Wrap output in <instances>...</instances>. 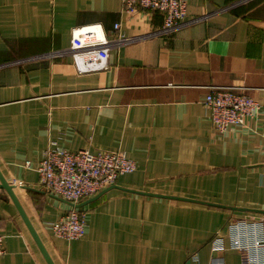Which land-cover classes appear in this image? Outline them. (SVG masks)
<instances>
[{
    "label": "crops",
    "instance_id": "0c3cea01",
    "mask_svg": "<svg viewBox=\"0 0 264 264\" xmlns=\"http://www.w3.org/2000/svg\"><path fill=\"white\" fill-rule=\"evenodd\" d=\"M186 13L165 32L162 13L126 14L121 0H0V174L53 264H206L228 218H264V0H186ZM91 24L114 42L109 68L78 74L60 51ZM209 86L239 88L258 113L219 134ZM51 143L136 163L77 206V240L49 228L72 207L38 184ZM0 234V264H48L3 189ZM222 257L241 264L234 249Z\"/></svg>",
    "mask_w": 264,
    "mask_h": 264
},
{
    "label": "built area",
    "instance_id": "2783aa9c",
    "mask_svg": "<svg viewBox=\"0 0 264 264\" xmlns=\"http://www.w3.org/2000/svg\"><path fill=\"white\" fill-rule=\"evenodd\" d=\"M122 12L132 14L137 9L160 12L164 16L163 31L170 32L185 25L186 0H121ZM119 23L114 25L118 29ZM116 43L121 37L114 39ZM111 43L99 24L83 25L71 30L70 43L61 54H68L78 74L95 73L109 68ZM203 103L209 110L214 129L223 134L230 127H245V120L254 118L259 103L237 87L209 86ZM136 163L123 150L80 149L68 151L51 143L37 165L38 184L46 193L72 203V207L50 223L52 234L64 240L84 236L86 209L75 205L92 198L114 185L120 175L132 173ZM226 233H216L210 241L211 259L206 264H224L226 249L241 255V264H264V218L261 216L228 218ZM0 234V256L3 253Z\"/></svg>",
    "mask_w": 264,
    "mask_h": 264
},
{
    "label": "water",
    "instance_id": "95a60500",
    "mask_svg": "<svg viewBox=\"0 0 264 264\" xmlns=\"http://www.w3.org/2000/svg\"><path fill=\"white\" fill-rule=\"evenodd\" d=\"M113 186H114V185H111V186L108 187V188H111V187H113ZM0 189L5 190V192L7 193V195H8V196L14 201V203L16 204V206H17V208H18V210H19V212H20V214H21V216H22V218H23L25 224L27 225V227H28L30 233L32 234V236H33V238H34L36 244L38 245V247H39V249H40L42 255L44 256L46 262H47L48 264H53L52 261H51V259H50V257L48 256L46 250L44 249L42 243L40 242L39 238L37 237V235H36V233H35L33 227L31 226L29 220L27 219L26 215L24 214L22 208L19 206V204H18V202H17V200H16V197H15V195H14L12 185L9 184V183H7V181L2 177L1 174H0ZM101 192H102V191H101ZM97 196H98V194H97L96 196L92 197V198H89V199L85 200V201L82 202V203H79V204L75 205V206H82V205H84V204H87V203H89L90 201H92L94 198H96ZM70 204L72 205V203H70Z\"/></svg>",
    "mask_w": 264,
    "mask_h": 264
},
{
    "label": "bare ground",
    "instance_id": "6f19581e",
    "mask_svg": "<svg viewBox=\"0 0 264 264\" xmlns=\"http://www.w3.org/2000/svg\"><path fill=\"white\" fill-rule=\"evenodd\" d=\"M13 187V186H12Z\"/></svg>",
    "mask_w": 264,
    "mask_h": 264
}]
</instances>
